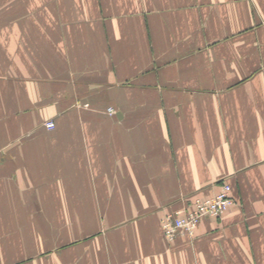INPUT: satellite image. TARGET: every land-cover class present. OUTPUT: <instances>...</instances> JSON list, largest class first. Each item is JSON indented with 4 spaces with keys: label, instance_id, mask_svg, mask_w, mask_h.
<instances>
[{
    "label": "crops",
    "instance_id": "1",
    "mask_svg": "<svg viewBox=\"0 0 264 264\" xmlns=\"http://www.w3.org/2000/svg\"><path fill=\"white\" fill-rule=\"evenodd\" d=\"M0 264H264V0H0Z\"/></svg>",
    "mask_w": 264,
    "mask_h": 264
},
{
    "label": "built area",
    "instance_id": "2",
    "mask_svg": "<svg viewBox=\"0 0 264 264\" xmlns=\"http://www.w3.org/2000/svg\"><path fill=\"white\" fill-rule=\"evenodd\" d=\"M106 111L108 114L115 113L112 107H108ZM54 126L52 120L45 123L48 130H52ZM233 204L231 187L224 183L214 197L207 199L197 197L192 200L188 208L164 215L160 220L161 230L164 236L171 241L178 235H192L202 219L220 217Z\"/></svg>",
    "mask_w": 264,
    "mask_h": 264
}]
</instances>
